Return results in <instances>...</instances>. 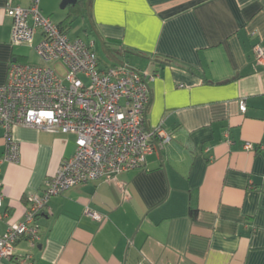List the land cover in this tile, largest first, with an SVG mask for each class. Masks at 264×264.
Instances as JSON below:
<instances>
[{
    "label": "crops",
    "instance_id": "obj_1",
    "mask_svg": "<svg viewBox=\"0 0 264 264\" xmlns=\"http://www.w3.org/2000/svg\"><path fill=\"white\" fill-rule=\"evenodd\" d=\"M10 1L31 0H0V87L11 63L40 64L10 42ZM62 1L40 0L41 14L76 39L85 7L106 64L83 40L100 68L155 76L144 130L172 139L141 168L52 197L37 219L40 241L19 240L4 264H264V69L252 50L264 46V0ZM12 136L18 163L3 160L0 128V237L75 152L73 135L14 127Z\"/></svg>",
    "mask_w": 264,
    "mask_h": 264
},
{
    "label": "built area",
    "instance_id": "obj_2",
    "mask_svg": "<svg viewBox=\"0 0 264 264\" xmlns=\"http://www.w3.org/2000/svg\"><path fill=\"white\" fill-rule=\"evenodd\" d=\"M39 2L31 0L26 8L11 1L6 5L11 44L32 48L40 64L11 63L7 82L0 87L3 160H20L14 127L73 135L75 152L60 163L40 193L27 197L23 220L10 224L0 237V264L11 261L19 240L24 238L32 246L40 241L37 219L47 213L52 197L141 168L148 156L172 139L160 127L143 128L150 102L148 81L155 76L124 65L100 68L93 42L71 39L41 14ZM252 50L256 65L264 69L262 42L257 41ZM240 109L246 110L244 100ZM243 149L251 151L254 146L244 144ZM91 216L101 220L98 214Z\"/></svg>",
    "mask_w": 264,
    "mask_h": 264
},
{
    "label": "rangeland",
    "instance_id": "obj_3",
    "mask_svg": "<svg viewBox=\"0 0 264 264\" xmlns=\"http://www.w3.org/2000/svg\"><path fill=\"white\" fill-rule=\"evenodd\" d=\"M75 20L76 21L73 24L71 35H73V36L78 35V37H80L81 39L89 38V39L95 41L96 53L99 56V59L101 60V62L103 64H106L105 63L106 61L104 60V54H103L101 44L99 42H97L96 39L94 38V35L96 33L93 29L92 23L88 19L87 10L85 9V7L82 8V15L80 17H77V19H75Z\"/></svg>",
    "mask_w": 264,
    "mask_h": 264
},
{
    "label": "water",
    "instance_id": "obj_4",
    "mask_svg": "<svg viewBox=\"0 0 264 264\" xmlns=\"http://www.w3.org/2000/svg\"><path fill=\"white\" fill-rule=\"evenodd\" d=\"M78 1H80V0H63L62 3H61V5H60V8L61 9H64L68 5L69 6H74ZM81 1H85L87 7L89 6L90 0H81ZM88 19H90V16L89 15H88Z\"/></svg>",
    "mask_w": 264,
    "mask_h": 264
},
{
    "label": "trees",
    "instance_id": "obj_5",
    "mask_svg": "<svg viewBox=\"0 0 264 264\" xmlns=\"http://www.w3.org/2000/svg\"><path fill=\"white\" fill-rule=\"evenodd\" d=\"M79 4H80V6H81V5H84V4H85V1H81V2H79ZM70 16H71V17H72V16H77V13H72V15H70ZM68 19H69V18H68ZM68 19H67V20H68ZM60 27L68 33V31H69V29H68L69 26H68V28H66L67 25H66V27H64V26H60ZM65 28H66V29H65ZM143 128H144V126H143ZM194 215H195L194 213H191V216H192V217H194Z\"/></svg>",
    "mask_w": 264,
    "mask_h": 264
}]
</instances>
